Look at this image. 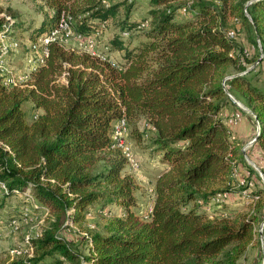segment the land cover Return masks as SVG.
<instances>
[{
    "label": "trees",
    "instance_id": "trees-1",
    "mask_svg": "<svg viewBox=\"0 0 264 264\" xmlns=\"http://www.w3.org/2000/svg\"><path fill=\"white\" fill-rule=\"evenodd\" d=\"M77 1L42 0L50 12L36 27L0 16V33L33 41L62 17L70 24L73 19L75 31L84 35L109 21L130 34L144 29L145 21L130 20L133 0ZM148 2L144 38L128 46L120 33L110 41V49L122 52L121 61L54 41L25 84L5 86L0 79L3 195L22 196V205L32 200L34 210L49 213L48 224L30 238L33 255L13 264H239L248 246L260 242L258 235L264 243V181L221 115L234 103L222 81L227 68L237 65L226 88L258 121L252 146L264 153V86L248 78L250 70L239 64L242 49L227 35H236L231 24L240 22L253 30L256 46L263 44L264 0ZM184 6L186 16L176 18ZM261 54L263 59V49ZM25 102L34 108L31 121ZM122 115L129 133V122L143 117L154 131L151 147L163 169L150 211L136 209L139 184L111 140L112 124ZM257 165L264 177V165ZM234 185L253 203L249 213L237 214L224 202L213 214L200 209ZM110 205L120 215L101 231L87 228V253L75 252L62 231L71 224L82 227L89 213Z\"/></svg>",
    "mask_w": 264,
    "mask_h": 264
},
{
    "label": "rangeland",
    "instance_id": "rangeland-1",
    "mask_svg": "<svg viewBox=\"0 0 264 264\" xmlns=\"http://www.w3.org/2000/svg\"><path fill=\"white\" fill-rule=\"evenodd\" d=\"M84 0H78L76 4H83ZM134 5L130 13V20L145 21L142 28L146 30L150 23L149 15V2L148 0H133ZM0 6L4 9L6 14H10L11 18L19 24L38 26L45 12H50V9L42 3V0H0ZM176 18L182 19L186 15L180 11V8L175 12ZM71 29H74V20L71 19ZM231 27L236 30V35L233 38L238 48L242 49L239 53V64H244L250 72L248 78L253 84L258 86H264V58L261 59V49L264 50V43L256 46L254 44L255 35L253 30L241 25L240 22L232 23ZM143 30L138 33L128 34L123 37V41L132 46L137 44L143 36ZM122 29L119 28L117 21H109L104 28L99 32L96 37V52L109 54L114 60H122V52L110 49V41L113 38L120 37ZM19 48L18 50L11 52L7 57L8 67L17 72L21 76L22 84H25L26 80L30 76V70L34 67L40 58V51L31 45V42L26 39V35H20L18 38ZM66 48H75L81 50L80 44L74 39L69 38L65 43ZM258 58L259 63L250 65L251 61ZM261 59V60H260ZM255 62V61H254ZM237 65H230L227 68V76H231L238 71ZM61 82H64L63 78H60ZM236 94V93H235ZM236 96H238L236 94ZM243 106L244 104L241 103ZM245 107V106H244ZM246 108V107H245ZM240 109L235 103L228 104L221 111V115L225 118L226 122H229L230 117L236 111ZM24 110L26 112L27 120L31 121L34 108L31 102H25ZM231 127L232 133L235 139L240 142L242 149L245 147L244 156L248 162L259 174L260 166L264 165V153L252 146L253 138L255 137L256 123L252 113L249 110L241 111V118L236 123H228ZM128 141L131 144L135 155L140 162V168L137 171H131L127 166L126 170L129 172L139 184V189L136 190L137 206L139 211L149 210L151 202L153 200V186L162 172L163 165L160 163V157L153 151L152 140L154 131L150 127L148 120L143 117L135 124L129 122ZM139 135V139H138ZM141 135V136H140ZM252 156V158H251ZM255 160V162L253 161ZM254 162V163H253ZM241 176V175H240ZM254 183H259L256 177H253ZM217 188H224L221 184L214 185ZM228 193L226 201L222 204H227L228 210H234L237 214H247L251 210L253 203L243 198V194L238 192V188L234 185ZM211 204L210 209H206L207 204L200 209L207 214H213L214 211L221 208V206ZM23 206L33 207V201L30 200L26 205H22V196L6 197L0 192V264H13V260L18 257H26V254L21 256H15L13 251L23 245L25 237L37 236L43 228L48 224L44 213L32 208L31 218L22 222L18 229L13 230L9 226V222L12 217H17ZM106 214L94 211L92 217L87 218L82 224V227L77 225H71L62 231V235L70 243V246L75 252L86 254L88 250L87 236L85 235L87 228H94L96 231H101L107 220L114 216L120 215V208L115 205L106 206L104 211ZM260 219L263 214L258 215ZM89 225H94L91 227ZM82 228V229H81ZM261 222L257 223L256 229L261 232ZM260 237V235H258ZM263 240L254 245L248 246L245 253L241 256L239 264H263ZM48 261V260H47ZM68 264V263H66Z\"/></svg>",
    "mask_w": 264,
    "mask_h": 264
},
{
    "label": "built area",
    "instance_id": "built-area-1",
    "mask_svg": "<svg viewBox=\"0 0 264 264\" xmlns=\"http://www.w3.org/2000/svg\"><path fill=\"white\" fill-rule=\"evenodd\" d=\"M180 11L183 14H186L188 11V7L184 6L180 8ZM0 16H3L5 20L9 22H13V19L11 18L10 15L5 14V13H0ZM69 20L67 18L62 17L59 21L58 26L55 28L49 30L45 36L38 37L37 39L30 41L31 45L38 49L40 51V58L39 61L37 62V65L44 63L45 58L48 56L49 53V48L48 45L50 42L58 41L65 45L64 43L69 39V38H74L81 46V49L84 50L85 52L89 53L92 56H100L102 57L99 52H96L95 47H96V37L98 36L99 32L102 30V28L105 27V22L101 23V28L96 31L93 34L90 35H84L82 33H78L76 31H73L71 29ZM129 34V31H122L121 32V37L123 38L124 36H127ZM227 35L230 38H233L235 36L234 31L230 30L227 32ZM19 48V41L16 38L10 37L4 33H0V79L2 84L5 86H22L21 82V76L17 74V72L11 70L8 65H7V57L11 52H14L18 50ZM113 64L114 62L111 61ZM32 67V69L35 68ZM31 71V70H30ZM230 79V76H226L223 81L222 85L224 87V90L228 94L229 98L232 100H235L233 96L227 91L226 88V80ZM238 105L240 109L236 111L234 114L229 119L228 123H233L236 124L240 118H241V111L247 110L241 103H235ZM256 123V130L258 131L259 129V123L255 119ZM129 131H128V122L127 119L124 115L120 116L117 118L114 123L112 124V129H111V140L113 143V146L117 148L122 157L124 158L127 167L131 171H137L140 168V162L138 160V157L135 155L133 148L131 144L129 143L127 137H128ZM245 151V147H243ZM242 149V150H243ZM260 177L262 178V175L259 174ZM263 180V178H262ZM264 181V180H263ZM7 191L6 186L3 182L0 181V192L4 194ZM228 197L227 192H219L217 193L209 202L207 205L206 209H210L211 204H216L217 206H220L221 203L226 201ZM34 205V203H33ZM151 207L149 208V211L151 210ZM104 211V210H103ZM100 211L103 214H106V212ZM31 213H32V207L30 206H24L21 209V213L17 217H12L9 226L13 229L16 230L18 229L19 225L27 221L31 218ZM44 215H49L48 211L46 209H43ZM72 225V224H71ZM91 227H94V225H89ZM262 230V228H261ZM85 235L88 237V235L85 233ZM90 239V238H89ZM91 244V242H90ZM34 252V246L30 240L29 236L25 237L24 243L22 246L19 248H16L13 253L15 256H21L26 254L27 257H30L33 255Z\"/></svg>",
    "mask_w": 264,
    "mask_h": 264
},
{
    "label": "water",
    "instance_id": "water-1",
    "mask_svg": "<svg viewBox=\"0 0 264 264\" xmlns=\"http://www.w3.org/2000/svg\"><path fill=\"white\" fill-rule=\"evenodd\" d=\"M233 102L234 103H240L239 101H237V100H233ZM256 137H257V134L255 135V137L253 138V141H255V139H256ZM243 152H245L244 151V149H243ZM259 174H261L262 175V173L261 172H259ZM262 178H263V180H264V177H263V175H262ZM262 225H263V223L261 224V227H262ZM260 237H261V240H262V235L260 234ZM263 264H264V251H263Z\"/></svg>",
    "mask_w": 264,
    "mask_h": 264
},
{
    "label": "crops",
    "instance_id": "crops-1",
    "mask_svg": "<svg viewBox=\"0 0 264 264\" xmlns=\"http://www.w3.org/2000/svg\"><path fill=\"white\" fill-rule=\"evenodd\" d=\"M92 213H93V212H91V213L88 214V218L93 216Z\"/></svg>",
    "mask_w": 264,
    "mask_h": 264
}]
</instances>
